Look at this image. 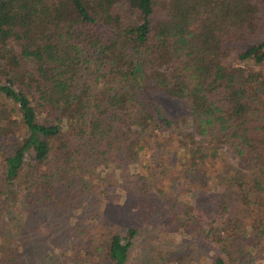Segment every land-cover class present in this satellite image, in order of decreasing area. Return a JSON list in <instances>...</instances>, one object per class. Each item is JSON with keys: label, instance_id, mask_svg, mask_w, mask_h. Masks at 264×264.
<instances>
[{"label": "trees", "instance_id": "trees-1", "mask_svg": "<svg viewBox=\"0 0 264 264\" xmlns=\"http://www.w3.org/2000/svg\"><path fill=\"white\" fill-rule=\"evenodd\" d=\"M263 24L264 0H0V264L17 211L87 216L122 175L211 264L264 258ZM117 227H80L68 264H127Z\"/></svg>", "mask_w": 264, "mask_h": 264}, {"label": "rangeland", "instance_id": "rangeland-1", "mask_svg": "<svg viewBox=\"0 0 264 264\" xmlns=\"http://www.w3.org/2000/svg\"><path fill=\"white\" fill-rule=\"evenodd\" d=\"M224 150L223 159L231 164V173L234 174L240 169V160L233 152L227 151L226 148ZM154 159L156 160L153 151L143 152L137 164L128 168V175L135 174L138 167L142 173L150 172L155 167ZM103 172L105 173L104 170ZM245 172L247 173L246 170ZM156 173L160 182L158 170ZM130 178L124 175L119 177L118 180L123 187L117 188L110 199L99 202L87 216L82 215L79 210L70 214L47 213L43 217L34 216L38 213L30 209L17 211L19 214L15 216L18 219L21 217L27 219L23 234L21 237L16 235L18 219L10 221V225L8 222V229L16 239L14 245L24 247V243L29 238L21 264H68V257L72 254L70 246L74 237L83 231L79 228H93L107 221L118 226L116 229L122 237H127L129 229L137 230L127 264H211L213 259L211 250L186 242L190 239L185 235L167 229L166 217H162L161 214L148 215L141 208L139 201L135 199L136 196L124 188ZM212 222L213 220L210 219L209 223ZM220 223L221 221H217L214 225L221 226ZM252 258L254 264H264V258L259 255L253 254Z\"/></svg>", "mask_w": 264, "mask_h": 264}]
</instances>
